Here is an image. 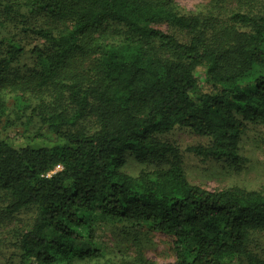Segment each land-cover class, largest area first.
Masks as SVG:
<instances>
[{"label":"trees","instance_id":"trees-1","mask_svg":"<svg viewBox=\"0 0 264 264\" xmlns=\"http://www.w3.org/2000/svg\"><path fill=\"white\" fill-rule=\"evenodd\" d=\"M262 7L260 16L232 14L237 27L208 43L215 29L200 15L180 13L174 0H0L2 19L26 10L71 23L58 35L42 27L19 30L50 45L48 52L29 51L36 69L17 80L25 82L20 85H53L77 53L101 61L96 81L70 80L65 105L40 114L59 144L16 149L0 139L5 211L37 210L19 239L17 264H111L100 219L172 237L173 264H264L250 250L254 234L264 235V194L190 184L178 149L157 137L187 128L211 139L208 147L188 149L196 156L241 160L237 143L246 123L264 124ZM160 22L186 32L189 41L155 28ZM108 23L126 28L124 40L86 46L83 39ZM246 28L250 33L240 31ZM25 53L16 36L0 38V82ZM6 110L0 93V118ZM91 112L93 132L81 125ZM126 153L138 161L172 162L167 170L132 177L119 171Z\"/></svg>","mask_w":264,"mask_h":264},{"label":"rangeland","instance_id":"rangeland-1","mask_svg":"<svg viewBox=\"0 0 264 264\" xmlns=\"http://www.w3.org/2000/svg\"><path fill=\"white\" fill-rule=\"evenodd\" d=\"M177 10L185 15H200L203 23L215 29L208 34L207 42H211L227 30L236 28L231 21L232 14L241 12L259 15L264 0H174ZM22 17L13 15L2 19L0 15V38L16 36L25 49V54L16 65L15 70L4 82H0V93L6 104L5 115L0 118V139L6 140L13 148L31 146L34 148L52 147L60 142L55 135L42 127L40 114L51 111L56 106L65 105L66 91L64 87L74 79L80 83L94 82L100 71V57L93 53H77L73 56L71 66L60 75L53 85L38 89L25 87L16 82L23 77H30L36 69V60L29 51L40 48L48 52L50 45L38 36L19 31L23 27H42L58 35L71 27L68 21L58 22L45 16H34L22 10ZM261 15V14H260ZM259 15V16H260ZM155 28L173 36L181 43L190 39L183 32L168 23L160 22ZM239 29V28H238ZM250 33L249 28L240 30ZM214 34V35H211ZM126 36V28L120 24H104L94 33L83 39L86 46L95 44H120ZM82 127L89 132L96 129V117L91 112L82 122ZM179 151V166L192 185L214 191L222 189H241L264 194V124L246 123V130L239 137L237 152L240 161L227 158L203 159L188 151L193 147H208L211 139L199 136L187 128L177 127L169 133L157 136ZM125 164L120 172L135 177L140 172L167 170L172 158L164 161H138L129 153L124 156ZM56 168L54 172L58 171ZM3 196V195H2ZM0 199V264H17L20 256L18 242L20 237L29 231L37 216L35 208L23 210L10 215L5 211L8 200ZM102 236L107 246L106 260L111 264H173L175 252L173 238L148 230L136 231L130 224L104 221L100 219ZM250 250L253 254L264 258V235L256 233L251 239ZM102 264L103 262H99ZM89 264V263H78ZM235 264H243L237 261Z\"/></svg>","mask_w":264,"mask_h":264}]
</instances>
